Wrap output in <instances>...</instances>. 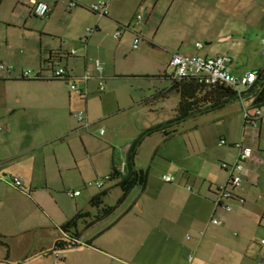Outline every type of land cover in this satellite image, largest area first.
Masks as SVG:
<instances>
[{
  "label": "rangeland",
  "instance_id": "rangeland-1",
  "mask_svg": "<svg viewBox=\"0 0 264 264\" xmlns=\"http://www.w3.org/2000/svg\"><path fill=\"white\" fill-rule=\"evenodd\" d=\"M21 1L14 9L15 0H8L0 11V38L11 42V47L19 51H28L26 45L32 47L31 49H42L43 60L48 48L62 47L63 51L68 52L77 49L78 56L85 53L88 46L87 29L95 27L98 21L96 15L82 6L70 11L66 4H62L51 17L41 18L29 10L25 0ZM222 13L195 14V8L192 14L172 11L166 16L164 25L156 34L158 42H154L155 46L144 40L134 48L133 38L130 39L129 35L124 33L120 40L112 37L111 44L119 46L125 59L121 63L125 66V72L122 76L111 78L105 75L104 92L98 89L99 79L91 80L87 88V99L78 91L80 87H84V79L80 77L84 75V61H76L74 57L63 59L59 64L67 66L71 75L76 73L77 77L69 84L63 79H46L47 81L42 83L34 79H23L20 76L21 71H30L31 76H34L36 70L27 58L21 56L22 53H18V61L12 63L14 71L11 75L17 78H8L6 71H0V110L2 107L5 111L8 104L40 106L39 110L33 111L40 116L39 124L42 125L36 132L40 135L44 130L47 133V129L53 130V134L67 131L56 143L48 146L47 151L49 154L57 152L60 158L72 165L63 171L65 183H62L60 174L61 181L53 191H40L31 197L21 195L14 189L0 193V239L4 242L0 243V264H85L88 261L85 254L89 248L86 241L98 230L110 226L121 216L149 217L152 214L150 211L154 209L152 202L163 194H173L186 201L189 194L199 191L201 183L204 188L212 183L214 175L212 178L207 176L209 170L213 174H222L221 162L233 161L238 150L235 147L220 145V140L225 138L229 144L240 143L245 130L242 105L238 100L229 102L223 108L188 118L177 126V131L170 136L164 135L162 131L146 133L147 130L173 117L179 104L180 95L175 90H170L165 97L157 98L160 92L172 85L171 79L165 74L171 75L168 64L173 54L191 55L195 52V43L199 41L203 48L198 53L237 55L234 64L241 70L264 63L262 45L259 43L264 31L255 26L248 27L244 21L239 20L235 24L226 25L230 15L224 11ZM162 18H165L163 11L157 16V22ZM129 23L134 24L132 20ZM245 26L247 30L241 34L239 30ZM225 33L233 35L234 43H223L219 40V36ZM49 45L51 47H48ZM0 62L8 65L3 58ZM109 70L112 71L111 66ZM43 75L51 77L52 73L47 70ZM73 84H76L78 89L72 88ZM17 95L21 97L22 104L15 102ZM245 98L246 95L244 100ZM85 110L90 120L96 121V124L81 130L80 123L73 114ZM9 119L11 122H17L15 127L19 126V113ZM1 120H8V114L5 118H0ZM49 123L53 125L47 126ZM101 129L103 134L100 133ZM17 130L19 131V128L15 129L16 133ZM246 132L251 131L246 127ZM0 136H4V132ZM40 137L38 136V139ZM256 140L259 141L258 138ZM134 142L138 143L136 166L149 172L148 187L143 190L141 185H136L123 199L121 188L115 185L116 180L105 178L112 170V158L114 157L116 165L120 166L123 163L120 151ZM262 143L264 144V138ZM257 147L256 142L251 148L255 153L263 155ZM248 161L245 162V167L249 169V177L264 176V163L256 166ZM164 174H172L175 180L172 183L165 182L162 179ZM100 180H105L102 187L95 184ZM244 184L248 185L246 197L240 196L242 200L230 202L233 209L231 213L220 214L228 220L224 226L209 223L212 208L211 212L203 214V221L200 220L193 229H184L183 234L174 240L178 246H196L198 229L204 228L206 231L201 250L194 253L192 249L190 255L193 262L188 259L189 255L187 260L183 261L185 264H197L198 261L205 264L238 262L233 252L227 251L228 247L242 251L249 244L256 250H264L260 245L264 238V229L259 224V219L264 213V192L260 186H254V181L247 179ZM76 190H79L80 194L72 197L69 193ZM106 190L103 202L93 205L92 197ZM37 200L41 202L40 206ZM138 201L151 205L148 212L141 214L136 206ZM106 207H114V211L102 218L101 222L95 221L92 226L90 223L95 216L102 214ZM80 210L90 212V217L80 218L76 226L82 245L55 251V242L65 238L60 226ZM50 216L54 219L53 223ZM38 223L46 227L28 230ZM262 225L264 227V219ZM117 228H121V222ZM74 229L72 228L71 232ZM219 231H223L220 236L221 245L215 246L216 241L212 237ZM109 233L107 231L105 236L101 235L94 245L112 252L116 258L110 244H116L114 242L117 236ZM236 233H240V236ZM50 254L52 257L46 258ZM107 262L116 263L109 258Z\"/></svg>",
  "mask_w": 264,
  "mask_h": 264
},
{
  "label": "crops",
  "instance_id": "crops-1",
  "mask_svg": "<svg viewBox=\"0 0 264 264\" xmlns=\"http://www.w3.org/2000/svg\"><path fill=\"white\" fill-rule=\"evenodd\" d=\"M7 1L8 0H0V11L4 7L3 4H6ZM42 1H44L51 7L50 13L47 16H45L47 18L51 17V15H53L55 11H57V9L62 4H66L68 6L70 2V0H42ZM76 1L78 3L77 6L72 8L70 11L82 6L87 8L90 12H92L89 9V6L100 0H76ZM104 1L107 2V15L103 17H98L94 12H92L94 15L98 17V21L94 27L95 32L92 34H89L87 32L88 34L86 36V41H88L87 42L88 46L85 49V53L84 52L81 53L80 56H78L79 52L77 49L73 50L72 52H68V51H63V49H61L62 47H60V49L48 48V50L46 51V57H45L46 59L44 58L43 60L42 49L40 50H36L35 48L31 49L32 47L29 48L28 45H26L28 51H19L13 48V46L11 47V42L7 41L6 38L5 40L3 38H0V59L3 58L6 62H8V65L9 63H11L12 65V63L18 61L16 59L17 56L19 55L18 53H22L21 56L27 58L26 60L33 64V68H35L36 70L34 76L39 75L41 77V79H38L39 81L38 83H42L49 79L51 80L55 79L43 75L44 71L47 70H50V72L52 73V69H51L52 67L47 64L45 65L43 63V61L49 58L50 54L53 53L55 57L57 54V58L61 57L62 60L74 57L76 61H79V59L84 61L85 66L83 69L84 71L83 74L87 72L90 75V79L87 82V88H88L91 80L99 79L100 82L101 80H104L106 78L105 75H107L108 78L109 77L111 78L113 76L117 77V76H122L124 74L125 71L123 68L125 66H122L121 63L125 59L123 58L122 53H120V50L118 48L119 46H114V44H111V41H113L112 39L115 38L114 33L117 30H121L122 33L119 38H115V39L120 40V38L123 36L124 33V34H128L130 39L133 38V44L135 39L138 38L140 41L147 40V42L155 46V43L158 42L156 40L157 37L156 34L164 25L166 16L169 15L172 11L180 12L181 14H192L195 8V14L201 12V14L208 13L212 15L215 14V12H219L223 14L222 11H224L225 14L230 15L227 18L226 25L235 24L239 20V21H244L248 27L255 26L264 31V0H104ZM21 2H22L21 0H15L14 9H16ZM24 2L27 4V6H29V10L34 13L30 0H25ZM24 5L25 4H23V6ZM161 11L165 12V18H162L160 22H157V16ZM138 12H142L144 14L140 22L135 20V16L138 14ZM131 20L134 22L133 25L129 23ZM226 25H224V27ZM170 27H171L170 24H168V29H170ZM246 30L247 29L245 26V28L240 29L239 31L242 32L241 34H243ZM261 39L262 38H260L259 40L260 44H261ZM219 40L222 41L223 43H231V42L234 43L233 35L230 33H225L223 35H220ZM198 42L195 43L194 53H198L199 50L203 48V44L201 42L200 43L202 44V47L199 49L196 48V44ZM23 46H25V44ZM48 47L51 46L49 45ZM183 55H187V54H183ZM200 55L206 57H213L221 54L208 55L205 53ZM222 55L227 56L231 59L228 68L235 75H241L248 71H258L264 69V63H262L259 66L247 70H241L238 68V65L234 64V60L237 58V55L232 56L229 53ZM52 59L56 62L55 58ZM96 62H100L103 64L102 72L96 70L95 68ZM110 66L112 68V71L109 70ZM56 67L57 65L55 64L54 68ZM65 68L68 71V67L65 66ZM13 71L14 69L11 70L10 72L6 71L8 73V78H17L14 75H11ZM22 72L23 71H21V74ZM68 74H69V78L63 79L67 84L69 81L77 77L76 73L75 74L73 73L74 76L71 75V73L69 72ZM80 77H82V75ZM251 89L248 92H246L245 94L246 98L244 100V103L245 106L248 108V111L253 113L255 107L252 105L253 98L251 95ZM169 91L170 88L160 92L157 98L165 97ZM88 95H89L88 89L86 95L81 94V96L85 97V99H87ZM237 100L240 102L239 99ZM15 102L17 104H22L21 97L19 95H17V97L15 98ZM40 108H41L40 106H24V105L19 106V105L8 104V106H6L5 108V111H3V108L1 107L2 112L0 110L1 112L0 118H5L8 114V120L2 121L3 120L2 119L0 121V127L1 126L3 127V129L1 127L0 134L4 132V136H0V175L8 176L11 178H18L22 180L23 185L21 188H14L4 183H0V193L3 191L8 192V189H14L21 195L31 197L34 193H38V192L40 193V191H53L61 180L63 184L65 183L62 177L63 171L65 169L71 168L72 165H69L70 163L60 158L57 152H53L52 154H49V152L47 151V147L56 143L61 138L62 134H64L67 131L63 130L62 132L53 134L52 133L53 130L47 129L46 132L48 134L45 133L44 130L40 133V135H38L36 130H39V128H41L40 127L41 123L39 124L41 120L39 119L40 116L33 111L39 110ZM260 108L263 111V117L257 122L256 125H253L248 121L246 122L243 113V107L241 106V110L244 116L245 130L240 143H242L244 146L252 147V145L257 142L258 143L257 148L259 149V152H263V155L260 153H255L254 152L255 150L252 148L253 153L251 158H249L248 163L252 162L256 166L259 163L260 164L264 163L263 160L264 144L262 143V138H264L263 137L264 106ZM84 112L88 116L87 110H85ZM17 113H19V119H18L19 126L17 125L18 127H15L14 125L17 122L16 121L11 122L9 117H12L14 114ZM173 117L160 124L165 125ZM88 119L92 123L91 126L89 127L91 128L93 125L96 124V121L90 120L89 116ZM50 125H53V123H49L47 126ZM33 126L36 127L32 128ZM79 127L81 130L87 129V128H83L81 124L79 125ZM246 127L250 129L251 132L247 133ZM16 128H19V131L17 130V133L15 131ZM21 131H23V133H21ZM38 136L41 137L38 139ZM246 136L249 137L246 138ZM256 138H258L259 141L256 140ZM135 143L136 142L132 143L130 146L120 151V156L123 158V163L120 166L116 165L114 157L112 158V170L113 168H116L123 175V174H127L129 169L131 168H134L136 170L140 169L139 167L136 166L138 145L135 151L134 152L132 151V147ZM236 143L237 142L233 144L232 143L229 144L228 141L226 140V144L222 146L236 148L235 146ZM236 149L238 150V148ZM237 155L238 152L234 157L235 161L237 159ZM233 161H222V162L234 163L235 161L234 162ZM247 170H248L247 173L243 175V180L241 182V185L235 190V194L237 197L240 196L246 197V193L248 192V185L247 184L245 185L244 182L247 179L250 182L254 181L255 182L254 186L256 187L260 186L261 187L260 189L264 192V176L261 175L254 177L253 175H251L249 177L248 176L249 169ZM146 171L148 172V170ZM222 171H223L222 172L223 175L220 173L213 174L209 170L208 171L209 175L207 174V176L209 177L211 176L212 178V176L214 175L212 183L207 188H204L203 183H201L199 186V191L195 194L193 193L189 194L188 195L189 197L186 201H184L183 199H179L173 194H163L159 198H156L154 202H152L151 205L154 209L150 211V213L152 214H150L149 217L144 218L139 215L138 216L134 215V217L124 216L125 217L124 218L123 216H121L116 221L111 223L110 226L105 227V229L102 228L97 232H95L89 238V240L87 239L88 241H86V244L88 245L89 248H87L88 250L85 254V257H87L88 260L85 264H185L186 262L183 261L184 259L187 260V256L190 255L192 249L194 253H198L201 250L203 244L202 239L206 231H204V228L198 229L199 236L197 239L196 246L188 245V244L187 246L182 244L178 246L175 244L174 240L176 241L179 235L183 234L184 229L187 228L193 229L200 220L203 221L204 219L202 218V216L205 212L208 213V211L209 212L212 211L215 189L219 184L225 182L227 179L226 172L224 170ZM60 174H61V178H60L61 180L59 181ZM148 177H149V172H148ZM114 180H116L115 183H117L118 179H114ZM147 187H148V179L146 186L142 189L146 190ZM189 190L192 191L191 188ZM237 200L238 199H233L230 202ZM37 201L40 206L41 202L39 200ZM151 205H149L148 202L141 203L138 201L136 203V206L140 209L141 214L147 211L148 208H151ZM80 211L84 212L83 210ZM77 212L75 214H77ZM50 219L53 223L54 222L53 217L50 216ZM263 219H264V213H262L261 219H259V224L264 229L262 225ZM227 221H228L227 219L223 218V223L219 226H224V224ZM98 222H101V220H98ZM120 222H121V228H117ZM136 223H139V225H136ZM142 223H144L143 226H141ZM90 224L92 225L93 222ZM114 226H116L117 230L116 228H114ZM45 227L46 226H43L41 223H38L33 225L28 230L30 229L38 230ZM107 231L110 232L109 233L110 235L117 236V238L115 237L116 241L114 242L116 244H113V246L112 244H110L111 250L116 253L117 256L116 258L113 257L112 252L110 251L107 252L94 245L96 241L97 242L99 241L100 239L99 237L101 235L105 236ZM222 233L223 231H219L217 235H214V237H212V239L216 241L215 246L221 245L220 236L222 235ZM236 235L240 236V233H236ZM78 240L80 242L81 240L80 235ZM88 242L90 243L88 244ZM228 250L230 252H233L232 253L233 256L238 260V262L234 263L235 262L234 261L232 264H264L263 249L256 250L252 246L247 244L245 249L242 251H238L236 250V248L231 250V248L229 247L227 251ZM51 257L52 254L47 255L46 258H51ZM108 258L113 261H116V263H110V262L108 263L107 262ZM188 259L191 260V262H193V258H191V255L190 257H188ZM4 264H8V263L4 262ZM197 264H205V263L203 261L202 262L198 261Z\"/></svg>",
  "mask_w": 264,
  "mask_h": 264
},
{
  "label": "built area",
  "instance_id": "built-area-1",
  "mask_svg": "<svg viewBox=\"0 0 264 264\" xmlns=\"http://www.w3.org/2000/svg\"><path fill=\"white\" fill-rule=\"evenodd\" d=\"M32 9L35 15L43 18L47 16L51 7L42 0H30ZM76 0H70L68 4V9L77 6ZM89 9L94 12L98 17H103L107 15V2L100 0L96 3H93L89 6ZM143 16L141 12L135 16V20H142ZM87 32L92 34L95 32L94 28H88ZM121 30H117L114 33L115 38H119L121 35ZM140 40L137 38L134 41L133 47L137 48L139 46ZM262 49L261 52L264 55V36L261 39ZM202 44L198 42L196 48H201ZM231 59L227 56L216 55L213 57L202 56L198 53L192 55H183L180 53L173 54L169 61V68L171 69V75L175 80L183 79H194L200 84L213 85V84H223L226 87H231L235 90L237 98L242 103L243 113L245 120L247 119L253 125H256L257 122L263 117V111L261 108H255L254 112L249 114L248 108L244 103V96L256 83L258 79V74L256 71H248L241 75L233 74L228 65ZM96 70L99 72L103 71V64L96 62ZM14 67L12 65H5L0 62V71L10 72ZM67 75V70L63 66H59L53 69L52 78L56 79H65ZM37 76V75H35ZM30 71H23L21 77L32 78ZM81 78L84 79V87L79 88V92L82 95L87 94V82L90 79L89 73H85ZM75 82V81H74ZM70 81L68 82V84ZM72 88L78 89L76 84L72 85ZM105 90V85L103 80L99 82V91L103 92ZM74 118L78 120L83 128H89L91 122L88 119V116L85 112H79L73 114ZM1 131V127H0ZM101 134L104 133L103 129L100 131ZM226 140L221 139L220 145H225ZM236 148H238L237 159L234 163L221 162V169L224 170L227 174V179L225 182L219 184L215 189V195L213 199V213L210 218V224L219 226L223 223V218L220 216L221 213H229L232 211V206L230 201L233 199L242 200L240 197H237L235 190L241 185L243 180V175L247 173V168L245 167V162L251 158L253 150L250 146H244L242 143H236ZM109 176H106L105 180H108ZM162 179L165 182L171 183L174 181V176L171 174H164ZM105 180L96 181L98 187L104 185ZM0 183L12 186L14 188H21L22 182L18 178H11L8 176L0 175ZM190 189V187H189ZM72 197L80 194V191L70 192ZM204 234V232H203ZM189 237V236H188ZM261 246L264 248V239L260 241Z\"/></svg>",
  "mask_w": 264,
  "mask_h": 264
},
{
  "label": "trees",
  "instance_id": "trees-1",
  "mask_svg": "<svg viewBox=\"0 0 264 264\" xmlns=\"http://www.w3.org/2000/svg\"><path fill=\"white\" fill-rule=\"evenodd\" d=\"M55 58L56 62L52 59ZM62 61L61 57L57 58L54 54H50L49 58L43 61L44 64H48L51 66L52 71L54 69V65L56 64L59 67L60 62ZM58 62V63H57ZM258 74V79L255 85L251 89L252 95V105L255 108H260L264 106V69L256 71ZM166 77L171 79L172 85L170 90H175L180 95V101L178 106L175 109L174 117L167 122L165 125H158L155 128H151L147 130L146 133H152L154 131H162L164 135L170 136L174 132L177 131V126L181 124L182 121L186 119L198 115L204 114L210 111H214L220 108H223L226 104L233 100H237L236 92L231 87H226L223 84H213L206 85L200 84L196 82L194 79H183V80H175L172 76L165 74ZM23 79H41L39 75L33 78H24ZM52 78V77H51ZM69 78V74L67 71V75L65 79ZM56 79V78H55ZM251 114L250 111H248ZM247 122V119H246ZM171 129V130H170ZM138 143L136 142L132 151L134 152ZM133 167V166H132ZM108 180L118 179L116 186L120 187L122 190V198L124 199L131 189L136 185H141L142 188L146 186L148 179V172L143 169L136 170L134 168L129 169L127 174H121L116 168H113L112 172L108 175ZM107 194V190L97 194L92 197L91 203L93 205H99L103 202V196ZM114 211V207H106L103 209L102 214H98L95 216V219L92 221L101 220L105 216L109 215ZM90 217L89 211H79L77 214L73 216L68 222H66L61 228L64 231L65 238L61 240H57L54 245V250H65L80 247L82 243L79 242V232L76 230L77 223L80 218ZM91 222V223H92ZM75 228L73 232L71 229ZM1 236V235H0ZM0 243L4 244V242L0 239ZM90 242H88L89 244Z\"/></svg>",
  "mask_w": 264,
  "mask_h": 264
}]
</instances>
